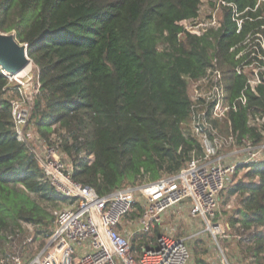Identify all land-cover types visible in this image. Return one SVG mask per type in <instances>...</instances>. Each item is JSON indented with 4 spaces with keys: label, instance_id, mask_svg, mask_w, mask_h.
<instances>
[{
    "label": "trees",
    "instance_id": "obj_1",
    "mask_svg": "<svg viewBox=\"0 0 264 264\" xmlns=\"http://www.w3.org/2000/svg\"><path fill=\"white\" fill-rule=\"evenodd\" d=\"M221 1L241 13L240 32L226 7L215 28L187 29L202 0H0V32L27 46L37 69L29 126L45 143L60 133L56 142L76 182L106 196L145 180L156 183L202 155L188 133V83L215 61L229 100L238 98L245 77L234 73L230 49L264 25V2ZM8 83L0 69V244L7 231L15 236L26 225L47 238L52 207L65 202L16 139L4 99ZM246 96V107L238 105L213 126L258 145L264 122L256 127L249 120L264 115V79ZM240 171L243 177L227 190L239 204L227 224L250 264H264V161L241 165L235 175Z\"/></svg>",
    "mask_w": 264,
    "mask_h": 264
},
{
    "label": "built area",
    "instance_id": "obj_2",
    "mask_svg": "<svg viewBox=\"0 0 264 264\" xmlns=\"http://www.w3.org/2000/svg\"><path fill=\"white\" fill-rule=\"evenodd\" d=\"M218 4L220 9L226 7L231 10L237 32H240L243 21L239 19L241 13L236 6L221 0ZM259 29L230 49L236 62L234 73L245 77L244 89L238 98L229 100L223 74L215 61L204 76L195 82L196 88L201 90L195 89L190 97L188 133L200 145L202 155L192 157L176 174L163 176L156 183L139 190V196L144 201V212L137 219L140 230L136 235L149 233L151 225L159 222V215L165 210L188 202L189 215L202 221L207 232L213 237L226 232L222 238H229L220 224H212L219 196L231 185L237 167L264 161V132L262 142L255 145L248 139L238 141L236 135L221 136L213 123L224 120L229 112H237L238 105L246 107V92L256 93L264 79V25ZM1 72L8 82H15V92L20 93L29 82H21L20 77L11 80ZM36 82V86L31 85V99L38 93L37 78ZM9 102L16 139L24 143L36 158L43 181L67 203V206L52 213V231L39 255L30 264H187L189 251L184 241L164 235L153 243L133 250L129 232H126L127 229L121 232L119 228L122 220L133 209L135 190L118 189L109 195L99 196L93 188L73 179L72 168L63 161V154L58 147L56 150L46 149L37 155L30 146L29 138H26L29 135L26 129L31 112L29 100L18 102L12 99ZM25 104L26 107H22ZM263 122L264 115L249 120V124L256 127ZM234 147H238V150L223 153ZM24 227L30 231L34 229L30 225ZM226 228L230 232V228ZM232 237L239 240V237ZM9 238L12 240V236ZM0 264L22 263L15 255H5L0 259Z\"/></svg>",
    "mask_w": 264,
    "mask_h": 264
},
{
    "label": "rangeland",
    "instance_id": "obj_3",
    "mask_svg": "<svg viewBox=\"0 0 264 264\" xmlns=\"http://www.w3.org/2000/svg\"><path fill=\"white\" fill-rule=\"evenodd\" d=\"M219 0H202L198 18L194 21H188L186 28L192 30H200L203 31L209 28H215L221 20L222 17V9L218 4ZM258 3H263L262 0H258ZM264 16V14H263ZM17 75V76H15ZM13 76H8L11 80L21 78V82H27L25 88L19 92H15L13 87L15 82H9V89L6 91L4 96L5 100H14L18 102L29 100V107L32 110L33 100L29 97V93L31 91V85L36 86V76L37 69L31 63L25 70V72L17 73ZM22 75V76H21ZM29 83V85H28ZM195 89L201 90V88H196L195 82L188 83V94L191 95L194 93ZM35 98V97H34ZM31 99V101H30ZM22 107H26V104ZM19 131L22 133V128L19 127ZM221 136H227L225 132L224 126L220 125L218 130H216ZM223 133H222V132ZM26 138L28 137L30 140V146L36 151L37 155H40L46 149L56 150V147L61 151L60 147L56 140L60 133L54 134L50 138L49 143H45L37 134L34 127L29 126L26 129ZM28 140V141H29ZM50 144V145H49ZM233 150H238V147H234L231 151L230 149L225 150L223 153L228 154L232 153ZM63 161L67 164V166H71L69 159L67 156L62 153ZM235 158V154H234ZM241 160L242 158H238ZM244 171L238 172L236 180L232 181L231 185L241 179L243 177ZM233 178V177H232ZM154 183H149L147 180L143 181L137 187H127L124 189H134L136 193H134V204H137L140 208H135L132 214H129L122 220L123 228L127 229L130 234V239L136 235V233L140 230L137 219L144 212V201L139 196V190L142 187L151 185ZM230 189V185L220 194L221 201L219 200L218 209L215 213L214 219H212V224H220L224 231H227V235H229L228 239L222 238L226 232H222L216 234L213 237L209 232L206 231L205 225L202 221L193 219L189 215L190 205L188 202H184L178 205H175L164 211L161 215H159V222L151 225L150 232L144 235L143 239L131 240V245L138 246L140 241L149 242L155 240L158 235H164L167 237H171L174 240L184 239L187 244V249L189 251V260L187 264H243L238 259L234 258L235 247L232 245V239L230 238V232L227 230L226 218H229V213L232 208L236 207L238 203V199L234 197L227 198V190ZM67 206L65 202L60 201L57 206L52 207L53 213L55 210L61 209ZM51 211V209H50ZM10 231H7L4 235V241L0 244V259H2L5 255H15L18 257L22 264H30L40 253L42 250L46 238L40 237L36 234V229L28 230L26 227H22L17 235H11ZM222 234V235H221ZM12 236V240L8 237ZM133 239V238H132ZM152 239V240H151ZM28 240H30L28 242ZM185 244V245H186ZM236 253V252H235Z\"/></svg>",
    "mask_w": 264,
    "mask_h": 264
},
{
    "label": "water",
    "instance_id": "obj_4",
    "mask_svg": "<svg viewBox=\"0 0 264 264\" xmlns=\"http://www.w3.org/2000/svg\"><path fill=\"white\" fill-rule=\"evenodd\" d=\"M31 63L27 46L20 44L13 33L0 32V69L5 75L24 72Z\"/></svg>",
    "mask_w": 264,
    "mask_h": 264
},
{
    "label": "crops",
    "instance_id": "obj_5",
    "mask_svg": "<svg viewBox=\"0 0 264 264\" xmlns=\"http://www.w3.org/2000/svg\"><path fill=\"white\" fill-rule=\"evenodd\" d=\"M227 198H232V199H234V197H228V195H227ZM236 198V197H235ZM219 200L221 201L222 199L220 198V196H219ZM67 204V203H66ZM239 207V204L237 203L236 204V207L235 208H232L231 209V211L232 212H234L235 211V209L236 208H238ZM231 211H230V213H231ZM230 213H229V216H230ZM225 226H228V224H227V218H226V224H225ZM229 227V226H228ZM125 228H123V224H122V226L119 228V230L122 232L123 230H124ZM126 232H128V230H126ZM231 232L232 231H230V234H231ZM163 235V234H162ZM159 236H161V235H158V237ZM141 237H143L142 235H140V234H137V235H135L134 237H132L133 239L134 238H137V240H140L141 239ZM158 237H156V238H158ZM130 239V241L131 240H133V239ZM230 238L232 239V245L235 247V250L236 251H234V258L235 259H238L241 263H243V264H250V259L249 258H245L243 255H242V253H241V250H240V248H239V246H238V244H237V241L236 240H234L233 239V237L230 235ZM135 240V239H134ZM156 240V239H155ZM154 240V241H155ZM178 240H182V241H184V243L186 244V242H185V240L184 239H178ZM154 241H149L150 243H153ZM149 242H147V243H149ZM140 244V243H139ZM186 246H187V244H186ZM135 250H137V249H135ZM236 252V253H235Z\"/></svg>",
    "mask_w": 264,
    "mask_h": 264
},
{
    "label": "bare ground",
    "instance_id": "obj_6",
    "mask_svg": "<svg viewBox=\"0 0 264 264\" xmlns=\"http://www.w3.org/2000/svg\"><path fill=\"white\" fill-rule=\"evenodd\" d=\"M26 70V69H25ZM25 72V71H24ZM15 76H17V75H15Z\"/></svg>",
    "mask_w": 264,
    "mask_h": 264
}]
</instances>
